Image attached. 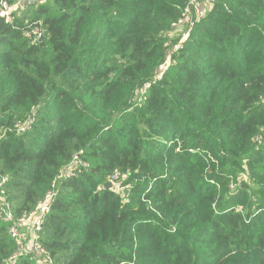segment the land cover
Segmentation results:
<instances>
[{"label":"trees","instance_id":"obj_1","mask_svg":"<svg viewBox=\"0 0 264 264\" xmlns=\"http://www.w3.org/2000/svg\"><path fill=\"white\" fill-rule=\"evenodd\" d=\"M190 2L42 0L0 19V264H39L1 201L19 219L53 182V264H264V0H214L177 48Z\"/></svg>","mask_w":264,"mask_h":264},{"label":"built area","instance_id":"obj_2","mask_svg":"<svg viewBox=\"0 0 264 264\" xmlns=\"http://www.w3.org/2000/svg\"><path fill=\"white\" fill-rule=\"evenodd\" d=\"M41 1L42 0H18L17 3L11 4L8 0H0V19H2L6 24H11L14 21V13L18 7L23 6L26 3L27 4L38 3ZM193 1H197V0H191L190 4L193 3ZM189 11H190V5L185 9L184 17H186ZM184 17L179 21L178 24H175L174 26L176 27L182 21H184ZM45 34H46V30L44 28L36 27L31 32H28L26 36L35 42L41 40ZM161 78H162V74L158 76V79ZM148 87L149 86H147L146 88ZM33 122H34L33 120L28 121L27 125L29 126L25 128L22 127L21 125L20 128H23L22 132L30 129ZM74 159H75L74 162L78 163L81 166L86 167V165H83L81 162H78L77 156ZM119 177L120 175L116 173L115 177H113L114 180H112L111 183H113ZM4 183L5 180H3L2 183H0V188ZM232 188L234 190L236 189L235 186H232ZM57 193H58L57 183L53 182L51 186V190L46 194L45 198L37 205L35 210L29 213H25L19 219H16L15 216L13 215L10 205L4 200L1 201L2 220L6 223H10L9 234L12 237V239H14L17 242L18 246L19 244H21L22 238L24 236V230L28 229L34 234V238H33L34 251L20 252V255L31 256L36 261H38L39 264H53L52 258L50 257L49 253L46 251V249L42 246L40 242V234L43 230V226L46 221V218L51 211V205L55 200ZM14 259L15 257L11 260Z\"/></svg>","mask_w":264,"mask_h":264},{"label":"rangeland","instance_id":"obj_3","mask_svg":"<svg viewBox=\"0 0 264 264\" xmlns=\"http://www.w3.org/2000/svg\"><path fill=\"white\" fill-rule=\"evenodd\" d=\"M213 3L214 0H197L189 4L190 11L187 13L186 17H184V21H182L178 26L174 27V33L169 36L172 39L180 38V43L177 48H179L183 44V42L188 39L189 35L193 31L195 24L208 15L209 11L212 10ZM170 62L171 60L168 59V64L163 69H167V67L170 65ZM163 69L161 71H163ZM27 124L28 123L23 124L22 127H28L29 125ZM22 129L23 128H20L18 131L22 132ZM239 185L240 182L234 186L237 188L239 187ZM115 186L118 185L115 184ZM119 190L121 191L120 188ZM33 238L34 234L30 230H24V236L22 238L21 244H19V254L17 256L20 255V252L34 251ZM17 256H15V259L17 258Z\"/></svg>","mask_w":264,"mask_h":264},{"label":"water","instance_id":"obj_4","mask_svg":"<svg viewBox=\"0 0 264 264\" xmlns=\"http://www.w3.org/2000/svg\"><path fill=\"white\" fill-rule=\"evenodd\" d=\"M113 185L111 182H108L106 185H105V188L107 189H112Z\"/></svg>","mask_w":264,"mask_h":264}]
</instances>
